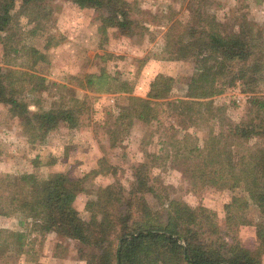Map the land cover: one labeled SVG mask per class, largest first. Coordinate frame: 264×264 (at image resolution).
Returning <instances> with one entry per match:
<instances>
[{"label": "rangeland", "instance_id": "1", "mask_svg": "<svg viewBox=\"0 0 264 264\" xmlns=\"http://www.w3.org/2000/svg\"><path fill=\"white\" fill-rule=\"evenodd\" d=\"M52 7L51 16L44 21L42 34L33 36L30 16L18 14L15 23L0 45V66L13 71L10 82L18 89V98L29 103L30 109H49L59 105L75 106V100L85 104L79 113V126L68 128L65 123L51 131L43 143H31L25 135L20 117L11 106L0 104V175L17 176L35 172L42 178L54 172H65L81 179L84 191L78 194L75 207L88 220L86 203L96 198L98 189L117 181L129 187L133 169L148 163L151 175L162 196L169 195L185 201L191 207H206L214 213L220 230L227 233L226 205L235 196H246L242 188L205 186L193 188L184 175L183 144L203 147L209 131L221 127L217 118L197 120L194 125L167 102L187 99L188 81L195 71L192 59L175 60L168 57L167 43L186 42L191 27H216L224 34L238 30L241 23L262 31L264 40V0H128L132 3V18L137 21L130 35L116 28L100 30L99 12L80 8L72 0H44ZM18 4L16 12H20ZM33 23V22H31ZM4 36V34H3ZM199 37V36H198ZM31 47L38 52L29 55ZM17 50L18 52H16ZM91 74H106L110 87L117 80L128 81L133 92L99 91L101 84H88ZM158 74L176 79L168 99L156 105L158 118L146 122L135 119L122 142L115 147L113 132L122 129L118 117L130 95L145 97ZM46 78L47 88L34 91L33 79ZM264 96V75L254 85H227L213 97L216 106H224L226 118L234 123L247 116L250 96ZM198 113L193 114L195 117ZM188 140V141H187ZM184 153V152H183ZM185 154V153H184ZM35 160L37 164L35 163ZM103 172L92 173L95 169ZM106 171V172H105ZM155 208L160 200L148 195ZM250 225H237L235 235L247 247L257 246L256 224L262 214L251 204L243 214ZM0 227L25 231L21 253L15 248L0 257V264H87L82 258L81 244L74 239L59 237L55 232H41L33 223L20 224V214L0 215ZM264 264V255L262 257Z\"/></svg>", "mask_w": 264, "mask_h": 264}, {"label": "trees", "instance_id": "2", "mask_svg": "<svg viewBox=\"0 0 264 264\" xmlns=\"http://www.w3.org/2000/svg\"><path fill=\"white\" fill-rule=\"evenodd\" d=\"M80 8L99 12L100 30L116 28L130 35L137 23L132 18L133 7L128 0H72ZM20 12H16L17 7ZM52 7L44 0H0V45L4 43L18 14L31 17L29 24L33 36L46 29L44 21L51 16ZM33 22V23H31ZM257 24L241 23L238 30L229 34L216 27H191L186 42L166 45L168 57L175 60L192 59L195 71L188 81L187 99L169 100L183 117L194 125L197 120L221 122L218 131L212 128L203 147L196 143L183 144L182 164L184 175L193 188L214 186L242 188L246 196H235L226 205V229L223 233L214 220V213L206 207L193 208L185 201L162 196L148 168V163L133 169V181L125 187L117 181L98 189L95 199L86 203L88 220L82 218L75 201L84 191L81 179L65 172H54L46 178L35 172L17 176L0 175V215L20 214V224L28 222L41 232H55L59 237L74 239L81 244L82 258L87 264H263L264 255V96H250L247 116L241 122L228 121L224 106H216L213 97L225 86L254 85L264 75L263 33L255 31ZM4 34V36H3ZM199 36V37H198ZM18 52L17 50H15ZM38 52L31 47L29 55ZM1 56V54H0ZM13 71L0 66V104L11 106L20 117L25 135L31 143H43L46 136L60 122L72 129L79 126V113L85 104L75 100V106L59 105L49 109L31 110L29 103L19 99L18 89L10 82ZM38 86L47 88L46 78L33 76ZM115 88L110 87L106 74H91L88 84H101L99 91L133 92L128 81L116 78ZM176 79L158 74L150 84L145 97L130 95L118 120L123 126L114 131L112 146L122 142L135 119L151 122L158 118L160 100L168 99ZM198 113L195 117L193 114ZM188 141V140H187ZM35 163L37 164L36 160ZM92 171L94 174L103 172ZM106 172V171H105ZM148 195L160 200L155 208ZM251 204L259 208L262 217L256 224L257 246L247 247L235 235L234 226L250 225L243 214ZM25 231L0 227V257L15 248L21 253L25 244Z\"/></svg>", "mask_w": 264, "mask_h": 264}]
</instances>
